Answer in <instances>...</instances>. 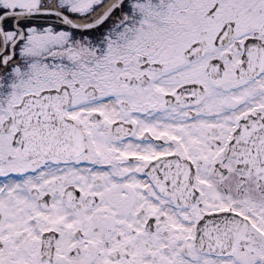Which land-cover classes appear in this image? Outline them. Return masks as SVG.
Here are the masks:
<instances>
[{
  "label": "snow or ice",
  "instance_id": "6c2138e0",
  "mask_svg": "<svg viewBox=\"0 0 264 264\" xmlns=\"http://www.w3.org/2000/svg\"><path fill=\"white\" fill-rule=\"evenodd\" d=\"M0 264H264V0H0Z\"/></svg>",
  "mask_w": 264,
  "mask_h": 264
}]
</instances>
